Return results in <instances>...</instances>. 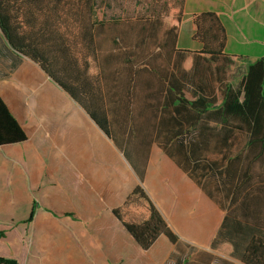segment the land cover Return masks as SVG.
<instances>
[{"label":"trees","instance_id":"1","mask_svg":"<svg viewBox=\"0 0 264 264\" xmlns=\"http://www.w3.org/2000/svg\"><path fill=\"white\" fill-rule=\"evenodd\" d=\"M181 1L136 0L130 9L129 0H0V31L43 73L28 83L47 78L46 86L65 93L137 174L138 184L111 213L140 248L148 251L161 236L179 241L142 184L157 144L185 173L208 163L218 179L225 215L212 247L230 244L233 264H264V57L249 65L239 89L223 90L221 107L216 97L187 98L186 84L172 70L179 29L164 23ZM193 22L200 53L223 55L227 35L217 14L200 13ZM236 132L247 135L246 148L225 164L211 161L231 149ZM30 136L0 91V145ZM59 186L49 162L26 223L37 207L78 219L69 204L52 208ZM132 203L138 213L129 220L124 209ZM0 264L17 262L0 258Z\"/></svg>","mask_w":264,"mask_h":264},{"label":"crops","instance_id":"2","mask_svg":"<svg viewBox=\"0 0 264 264\" xmlns=\"http://www.w3.org/2000/svg\"><path fill=\"white\" fill-rule=\"evenodd\" d=\"M181 4L164 22L166 28L179 29L172 70L186 84L187 98L216 97L221 107L223 90L239 89L249 65L264 57V0ZM204 12L216 13L226 29L221 56L200 53L202 44L193 39L194 16ZM36 73L44 76L9 46L0 31V91L31 132L25 142L0 145V258L17 264L237 263L230 244L212 247L225 215L220 183L218 200L194 175L199 167L185 173L157 144L151 147L142 184L179 241L173 245L161 236L148 251L140 248L111 213L138 184L137 174L65 93L46 86L47 78L36 86L29 84L36 82ZM246 146L247 142L237 153ZM51 158H59L63 167L53 171L74 175L79 182L77 191L65 193L64 202L80 206L75 209L78 219H58L37 207L33 221L26 223L32 194Z\"/></svg>","mask_w":264,"mask_h":264},{"label":"rangeland","instance_id":"3","mask_svg":"<svg viewBox=\"0 0 264 264\" xmlns=\"http://www.w3.org/2000/svg\"><path fill=\"white\" fill-rule=\"evenodd\" d=\"M130 3L128 4V6L130 7V9H132L134 7V5L136 4V0H129ZM148 1V0H145ZM125 4H127L125 2ZM92 71H96V67L93 66ZM247 142V136L244 133L241 132H236L233 135V139H232V147L230 150L226 151L223 155H218V156H212L210 158L211 161H219L223 164L226 163V160L236 154L238 151H240L241 149H243L246 145ZM45 160H48V158H45ZM57 160L59 161V158H51V177L54 178V180L56 182H59V186L60 188H62V190L55 188V193L53 194V198L51 197V206L52 208L56 207L57 203L58 204H63V202H65V200H67L65 198V193L69 194L72 193L71 191L74 190L75 188H79L77 181L73 180V176L71 174H67L61 171H53L54 168L57 169H62V166H59L57 163ZM50 162V161H49ZM55 167H54V166ZM62 165V164H61ZM208 165L207 164H200L198 171L194 172V175L197 177H201V183L200 185H202V183H204L206 185V189L210 192H212L214 194V196L216 197V199L220 200V193L219 190L217 188L218 185V179L216 177H214V174L211 173V171L209 169H207ZM42 175V173L40 174ZM41 177V176H40ZM75 189V191H77ZM70 200V197L68 198ZM65 204V203H64ZM135 203H132L130 206H128L127 208L124 209V213H125V217L126 219L131 220V218L135 217V215L138 213V211L135 209L134 206ZM71 208L69 209V211L75 213V214H79L78 210H75L76 208L79 209L80 206H75L73 204L70 205ZM139 211H141V209H139ZM56 217V216H55ZM58 219H63L65 218L63 217H57ZM232 256V253H231Z\"/></svg>","mask_w":264,"mask_h":264}]
</instances>
